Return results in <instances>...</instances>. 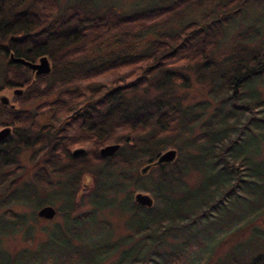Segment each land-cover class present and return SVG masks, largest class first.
I'll return each instance as SVG.
<instances>
[{
	"label": "trees",
	"instance_id": "obj_1",
	"mask_svg": "<svg viewBox=\"0 0 264 264\" xmlns=\"http://www.w3.org/2000/svg\"><path fill=\"white\" fill-rule=\"evenodd\" d=\"M98 1L0 0V87H25L17 110L0 107V126L17 134L0 145V237L19 234L30 245L45 236L13 255L0 249V264H102L119 247L112 264H264V233L256 229L216 261L206 250L211 235L226 233L223 244L264 213V162L249 152L264 139L253 137L264 131V97L254 83L264 75L263 23L254 11L264 0H151L128 9ZM237 21L245 27L236 38L257 39L258 47L216 63ZM9 54L32 63L45 57L49 71L36 74ZM193 67L218 103L210 116L204 103L183 104L174 93L185 82L178 70ZM107 74L108 82L96 80ZM45 116L63 118L65 144H84L83 154L43 156L42 135L31 127ZM106 144L118 145L109 157L98 152ZM27 148L37 167L21 181L18 158ZM169 149L174 158L154 164ZM41 189L60 202L48 235L37 223L51 220L10 209L52 205ZM138 191L150 206L133 200ZM85 200L90 209L71 216ZM107 208L126 215L128 233L115 242L98 217Z\"/></svg>",
	"mask_w": 264,
	"mask_h": 264
},
{
	"label": "rangeland",
	"instance_id": "obj_2",
	"mask_svg": "<svg viewBox=\"0 0 264 264\" xmlns=\"http://www.w3.org/2000/svg\"><path fill=\"white\" fill-rule=\"evenodd\" d=\"M137 1L140 2V6H145L146 1L149 2L151 0H99L98 3L99 4L114 3L123 9H128L134 2H137ZM256 1L259 2V0H256ZM68 2H70V0H59V4H60L59 6L62 7L63 5H65ZM262 6H264V2L261 4V6H258V7H257V4L255 3V9H254V11L256 12L255 13L256 16L262 18V23H263L262 28L260 26V29H258L260 32V36L263 35V30H264V9L262 8ZM178 24L175 23L174 25H178ZM174 25L172 28H175ZM244 27H245V25L241 21H237L234 25H232L229 28V30L226 34V36L228 35L227 38L223 39V41L219 45L218 50L213 55V60L216 63H219L220 60H223L224 58H227V57L232 56V55H243L246 52L253 50V49H256L258 47V40L257 39L252 40V41H248V42H241L236 38V35H238L239 33L240 34L242 33L241 31L243 30ZM8 56H9L10 61H14L15 59H18V57L13 56L12 54H9ZM18 63H20V62H18ZM202 72L203 71H201V73ZM178 73L182 74L185 82L183 85L175 86V90H174L175 95L178 96L179 99H181L183 101V104L204 103L206 105L205 115L210 116V113L213 111V108L218 107V103L214 102L213 99L211 97H209V95H208L207 91H208L210 85L207 84L205 81H201V82L198 81V77L201 75V73L196 74L194 67L178 70ZM111 77H112V75L107 74V76L98 77L96 80L105 83V82H108ZM254 83L256 85V88L260 91V94L257 92V95H260L261 98L264 97V75L262 77L257 78L254 81ZM10 91L11 90H8V92L0 93V98L2 97L1 99H3L4 101L6 100V98L9 100L10 97L14 96V94L10 93ZM153 93H154V91H153ZM253 94H251V91H246V93L244 95L251 97ZM34 127H36V129L40 131V134L42 136L45 135L44 131H43L44 130L43 124L33 126V128L31 127V129L34 130ZM257 129H259V127L253 126L251 131H256ZM263 134H264V131L261 130L260 132H257L256 135H254L253 137H255L256 139H260L261 137H263ZM261 142L257 143V145H255L256 150L252 149V150H249V152L257 153L256 155L260 156V157H258V161L264 162V139ZM106 145H110V144H106ZM106 145H104V146H106ZM77 146H81V148H82L84 146V144L80 145V143H76V144L72 145V148H75ZM31 150H32L31 148L23 149L20 153L19 158H18L19 163L21 164L22 170H23L22 174H20L21 181L30 180L33 171L37 167V166H33V164L29 160ZM98 152H99V149H98ZM258 153H260L261 155H258ZM81 154H83L82 151L79 152L75 156H79ZM111 155H107V157H109ZM38 162L39 163L41 162V158L38 160ZM144 166L145 165L142 164L139 167V171L141 170V174H142L143 179L147 178V176H144V173L146 172L147 169L142 171V168ZM147 172H148V170H147ZM148 174L153 175V173H148ZM133 176L136 177L135 173H133ZM52 179H53L52 189L54 190V194H53V197H54L56 194V190H57L58 178L52 177ZM84 180H85V184L88 185L89 179L84 177V179H82V181H84ZM8 189H10V188H8ZM43 190L44 189L40 190V192L38 193V196L41 197L44 195H48L52 200L51 196H52L53 192L47 191V193H46V191H43ZM136 193L147 194L145 192L138 191V192H134L133 197ZM133 200H134V198H133ZM52 201H53V203L51 206H56V205H59V203H60L58 200H56V201L52 200ZM139 205H141V204H139ZM141 206H144V205H141ZM10 207H11L10 209L13 210L14 212H16L17 215L25 216L27 218H28L29 213L34 212L36 214V211L38 209L37 208V209L33 210V208H34L33 205L24 204V203H20L18 205H12ZM235 207L238 209L240 206H238L236 204ZM87 209H90V205L85 200L83 202L82 206H80L74 212H72L71 216H76L79 213H82L83 211H85ZM98 217L100 219H106L110 223V226H111L110 240L112 242H115L118 238H120L123 235L128 233V230L125 228L126 215L123 213H120L118 210H116L114 208L103 209V210L98 212ZM38 218H40L41 220H47V219H44L41 217H38ZM50 220L51 221L47 220V221H40L39 223H37L38 226L41 225V226H44L46 228V234L47 235L50 232H52V230H53V228H52L53 225L51 222H59L60 218L57 216H55V217L53 216V218H51ZM239 223H240V218L233 219L229 222L230 225H233V224L238 225ZM252 229H256V230H259L262 233H264V213L257 215L252 220V222L248 223L246 226H243V227H240L239 229H237L234 233H232L230 235L231 239L229 241H225V243H223V244L219 245L218 243L220 240H222L223 238L228 236L226 233H220L216 236L211 235L210 237H212L213 239H211L210 242L208 240H206L207 249L205 248L208 251V253H210V261H213V260L216 261L218 257L222 258L223 254L226 252V250H229L232 246H235L238 244L240 245V243H243V241H245V239L248 238V236L251 234ZM218 231H221V230H218ZM39 235L40 236H38V234H37L35 239H31L32 243L30 245L29 244L26 245L25 244L26 242H24L21 239V236L19 234H9V235L2 236V237H0V249L7 251L10 255H13L15 253L14 252L15 250H18L22 247L33 249L35 247V244L37 243V240H44L45 239V236L43 234H39ZM206 245H205V247H206ZM122 248L123 247H119L117 249V251L115 253H112V255H110L109 257H107L102 262V264H109V263L112 264V262L117 258L119 249H122Z\"/></svg>",
	"mask_w": 264,
	"mask_h": 264
},
{
	"label": "flooded vegetation",
	"instance_id": "obj_3",
	"mask_svg": "<svg viewBox=\"0 0 264 264\" xmlns=\"http://www.w3.org/2000/svg\"><path fill=\"white\" fill-rule=\"evenodd\" d=\"M21 89V90H20ZM8 90H11L10 93H13L14 96L10 97L9 100L6 98V102L0 98V107H3L5 109L9 110H17L18 107H20V96L25 90V87L21 86H14V87H0V93L2 92H8ZM14 90V91H13ZM13 91V92H12ZM47 115V114H46ZM18 119V118H16ZM20 119H27V117H22ZM62 120L55 121L53 120L52 116H45V121L42 123L44 126V134L41 138V142L38 145H42L43 150L41 151L43 156L50 155V154H58L62 155L65 154L66 150H69V153L71 155L79 152H84L85 146L81 148V146H77L75 148H72L69 144H65V134L62 132V129L69 128V124H66ZM8 129L5 133L1 130ZM11 125H2L0 126V145L1 144H7L8 139L11 137V140L17 141V134L14 130L11 129ZM60 133V134H59ZM37 145V144H36ZM34 145V146H36ZM37 145V146H38ZM77 148V149H76ZM84 148V149H83ZM86 150V149H85ZM74 154V155H77ZM14 177H10L8 183L11 184L14 181Z\"/></svg>",
	"mask_w": 264,
	"mask_h": 264
},
{
	"label": "water",
	"instance_id": "obj_4",
	"mask_svg": "<svg viewBox=\"0 0 264 264\" xmlns=\"http://www.w3.org/2000/svg\"><path fill=\"white\" fill-rule=\"evenodd\" d=\"M13 62H20L23 65L35 70L36 74H46L49 71V66L48 62L45 57H41L38 59L36 63L32 62H27L22 59H15ZM8 129L1 130L5 133H7ZM118 145L117 144H110L103 146L99 149V153L101 156H107L113 154V152L117 149ZM74 154H76L74 152ZM73 154V155H74ZM75 156V155H74ZM175 156V151L172 149L166 150L158 155L156 160L154 161V164H159L163 162H169L171 161ZM148 166V165H147ZM147 166L142 168V171H144ZM134 201L145 206H150L151 205V198L147 194H142V193H136L134 195ZM55 215V209L51 205H44L41 206L40 208L37 209L36 211V216L44 218V219H51Z\"/></svg>",
	"mask_w": 264,
	"mask_h": 264
},
{
	"label": "bare ground",
	"instance_id": "obj_5",
	"mask_svg": "<svg viewBox=\"0 0 264 264\" xmlns=\"http://www.w3.org/2000/svg\"><path fill=\"white\" fill-rule=\"evenodd\" d=\"M147 165H148V164H147ZM147 165H145V166H147ZM145 166H144V167H145ZM144 167H143V168H144ZM146 169H147V168H146ZM49 220H50V219H49Z\"/></svg>",
	"mask_w": 264,
	"mask_h": 264
}]
</instances>
